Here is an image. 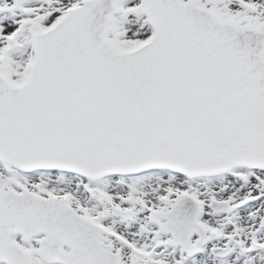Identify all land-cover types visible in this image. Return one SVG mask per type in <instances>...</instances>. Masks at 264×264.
Returning <instances> with one entry per match:
<instances>
[{
    "label": "snow or ice",
    "instance_id": "snow-or-ice-1",
    "mask_svg": "<svg viewBox=\"0 0 264 264\" xmlns=\"http://www.w3.org/2000/svg\"><path fill=\"white\" fill-rule=\"evenodd\" d=\"M0 264H264V0H0Z\"/></svg>",
    "mask_w": 264,
    "mask_h": 264
}]
</instances>
